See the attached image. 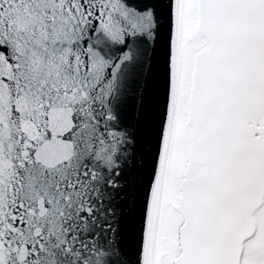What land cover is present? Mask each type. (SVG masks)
<instances>
[{
    "label": "snow or ice",
    "instance_id": "obj_1",
    "mask_svg": "<svg viewBox=\"0 0 264 264\" xmlns=\"http://www.w3.org/2000/svg\"><path fill=\"white\" fill-rule=\"evenodd\" d=\"M0 264H264V0H0Z\"/></svg>",
    "mask_w": 264,
    "mask_h": 264
}]
</instances>
